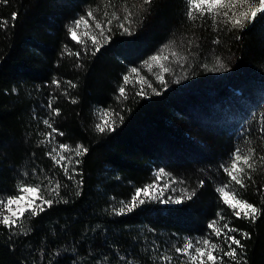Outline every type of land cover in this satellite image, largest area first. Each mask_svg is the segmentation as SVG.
I'll return each mask as SVG.
<instances>
[{
  "label": "trees",
  "instance_id": "16d2710c",
  "mask_svg": "<svg viewBox=\"0 0 264 264\" xmlns=\"http://www.w3.org/2000/svg\"><path fill=\"white\" fill-rule=\"evenodd\" d=\"M233 5L0 0V204L44 200L0 264H264V0Z\"/></svg>",
  "mask_w": 264,
  "mask_h": 264
},
{
  "label": "rangeland",
  "instance_id": "374dc122",
  "mask_svg": "<svg viewBox=\"0 0 264 264\" xmlns=\"http://www.w3.org/2000/svg\"><path fill=\"white\" fill-rule=\"evenodd\" d=\"M196 6H212L219 1H223L225 5H230L229 9H233V4L236 1H241V0H193ZM78 33L75 31L71 33L72 39L76 40L78 38ZM162 55L158 54L150 61H148V66L149 68H153L154 66H158L157 68H160L159 72L162 73L165 70V62L168 60L174 59V61H179L181 58L176 54L175 51L170 50L167 47L162 48ZM171 55V57H170ZM235 169V168H234ZM156 183L153 186V188H160L162 184L163 186H166V179L165 182L161 178V176H157ZM222 199L228 203L229 205H233L238 203L239 201L237 198H235L234 194L232 191H230L227 188H222L220 192ZM44 200L43 198L39 195L38 190L34 187L27 186L22 189V191L15 197H11L6 199L2 204H0V220L5 223H11L14 222L15 219L22 214L27 209H36L43 205ZM242 209H246L247 206L244 203H240L238 205ZM212 251H210L209 245L206 243V248L203 246V248L196 247L194 257L201 261H207V262H212L213 257H212Z\"/></svg>",
  "mask_w": 264,
  "mask_h": 264
}]
</instances>
